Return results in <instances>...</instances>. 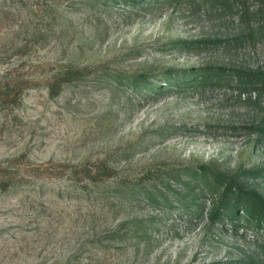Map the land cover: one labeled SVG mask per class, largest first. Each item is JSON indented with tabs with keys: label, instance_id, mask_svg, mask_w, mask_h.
Instances as JSON below:
<instances>
[{
	"label": "rangeland",
	"instance_id": "obj_1",
	"mask_svg": "<svg viewBox=\"0 0 264 264\" xmlns=\"http://www.w3.org/2000/svg\"><path fill=\"white\" fill-rule=\"evenodd\" d=\"M255 71L264 0H0V264H264Z\"/></svg>",
	"mask_w": 264,
	"mask_h": 264
},
{
	"label": "trees",
	"instance_id": "obj_2",
	"mask_svg": "<svg viewBox=\"0 0 264 264\" xmlns=\"http://www.w3.org/2000/svg\"><path fill=\"white\" fill-rule=\"evenodd\" d=\"M139 86L146 85V76L144 74L139 75ZM234 79H239L245 85L248 86H257L264 89V72L255 71V72H237L233 74ZM132 85L137 86V83H132ZM206 168L204 166L199 167L200 176H204L206 173ZM214 182L221 185L222 187V197L226 198L229 195H235L236 206H233L230 210L231 213L224 215L230 220L234 215L237 214V210L240 208L243 209V213L246 218H244L243 225L247 228H254L255 230H263L264 228V197L256 192H245L241 188L237 187L232 179L223 181L225 178L216 174L214 176ZM182 202V201H181ZM219 213V209L216 208L213 212V217H216ZM234 223V227L239 224L238 219L234 217V220H231Z\"/></svg>",
	"mask_w": 264,
	"mask_h": 264
}]
</instances>
